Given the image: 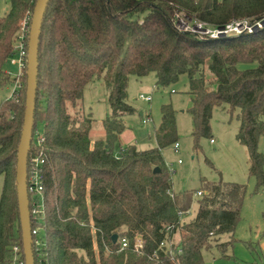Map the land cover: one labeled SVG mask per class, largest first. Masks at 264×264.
<instances>
[{"label":"trees","instance_id":"16d2710c","mask_svg":"<svg viewBox=\"0 0 264 264\" xmlns=\"http://www.w3.org/2000/svg\"><path fill=\"white\" fill-rule=\"evenodd\" d=\"M36 1L10 0L0 16V85H13L5 63L14 52L20 22L32 16ZM176 17L217 30L264 20V0L49 1L40 37L28 162L35 264H205L204 250L214 245L226 250L229 242L219 237L234 233L247 186L202 178L197 212L190 220L182 219L180 212L189 210L192 192H173L162 154L177 139L170 104L162 106L156 147L131 145L114 152L126 128L124 116L135 112L127 100L131 75L154 72L157 86L187 76L195 149L211 134L215 107L238 110L237 140L248 148L256 190L264 188V153L258 148L264 135V28L218 39L179 30ZM247 62L257 64L240 66ZM96 77H103L109 88L111 112L102 120L104 135L93 139L94 118L79 111L71 114L67 104L76 106L86 84ZM26 85L25 72L18 94L0 104V264H12L16 255L25 260L16 169ZM34 157L43 160L38 165L40 191L31 188ZM122 238L128 241L123 249ZM164 241L171 244L161 245Z\"/></svg>","mask_w":264,"mask_h":264},{"label":"rangeland","instance_id":"374dc122","mask_svg":"<svg viewBox=\"0 0 264 264\" xmlns=\"http://www.w3.org/2000/svg\"><path fill=\"white\" fill-rule=\"evenodd\" d=\"M10 7V0H0V16ZM174 25L179 30L191 31L200 36L206 33L199 28L201 22H190L186 18L177 17ZM259 22V23H257ZM248 30L239 28V32L220 33L216 38L225 39L235 34L258 33L264 28V20L251 22ZM238 30V29H237ZM212 36V35H210ZM215 37V36H212ZM256 62L242 63V68L255 67ZM5 70L14 78L19 73L16 57H10L5 63ZM11 83L0 85V104L11 94ZM174 90V92L172 91ZM187 76L167 86H157L154 72L144 76L131 75L128 83V103L135 112L124 116L125 130L114 145V152L131 145L138 149H148L158 145L155 128L162 120V106L170 104L175 110L177 139L179 149L174 143L162 149L165 164L170 173L173 192L178 194L192 192L189 210L183 213L184 221L192 219L198 209L201 196L197 191L202 187V178L212 182H238L247 186L241 218L233 234L223 233L220 242H229L222 252L217 246L203 251L205 264H264V188L256 190L257 183L249 174L248 148L237 140L239 120L238 110L229 111L228 106L215 107L211 119V134L200 139V147L194 148L192 135L194 123L189 111L192 101L188 93ZM151 96V101L142 99L140 95ZM109 88L103 77H96L86 84L83 98L73 106L68 102L67 109L71 114L77 111L91 114L94 125L91 131L93 139L104 135L102 120L111 112L108 102ZM211 139L214 142H211ZM259 150L264 153V135L259 139ZM181 160V161H179ZM4 178L0 175V197ZM176 239V237H175ZM222 247V248H223Z\"/></svg>","mask_w":264,"mask_h":264},{"label":"water","instance_id":"95a60500","mask_svg":"<svg viewBox=\"0 0 264 264\" xmlns=\"http://www.w3.org/2000/svg\"><path fill=\"white\" fill-rule=\"evenodd\" d=\"M50 0H37L31 17L28 56H27V85L24 123L17 153L16 186L20 222L23 236V249L26 264H35L33 250V230L28 189V162L33 140L36 97L39 74V47L44 15ZM155 171H160L159 167ZM116 241L118 235L115 234Z\"/></svg>","mask_w":264,"mask_h":264},{"label":"built area","instance_id":"2783aa9c","mask_svg":"<svg viewBox=\"0 0 264 264\" xmlns=\"http://www.w3.org/2000/svg\"><path fill=\"white\" fill-rule=\"evenodd\" d=\"M31 17L32 16L30 14H27L21 20L20 28H19V31H18L16 38H15L14 52L10 56V57H16L17 56V61H18V66H19V73L13 79L14 80L13 81V89H12L10 95H17L18 94V90H19V87L21 84V78L25 74L26 69H27L28 41H29L28 38H29ZM257 23H259V22H257ZM199 26H200L199 28L202 30V32L204 31L205 33H209L212 36H218L220 33L228 34L230 31H234V30L239 32V28L243 29V30L246 29L248 31L251 29V28L249 29V27H251V25L249 24V21H246V20L228 24L226 27H224L222 29H217V30L207 29L206 27H204L203 24L199 25ZM6 73L11 75L8 71H6ZM172 91L174 92V90H172ZM140 97L142 99H145L146 101H151V99H152L151 96H145L143 94H141ZM211 141L213 142L214 140L211 139ZM174 148H175V150L179 149V143L178 142L174 143ZM179 161H181V160H179ZM30 162H31V176H30L31 188L40 191V190H42V177L39 173L38 165L41 162H43V160H40L39 157H34V158H31ZM197 193H198V195L202 194L201 191H198ZM183 213L184 212H180L181 217L183 216ZM33 232H36V231H33ZM121 244H122L121 249L125 248L128 245L127 239L122 238ZM170 244H171L170 242L164 241V242H162L161 245H170ZM140 247H142V243H141V240H138L136 248H140ZM13 249L16 253H18L19 246L16 245L13 247ZM170 250H172V249H170ZM12 264H26V262L23 259H19L16 255L15 260Z\"/></svg>","mask_w":264,"mask_h":264},{"label":"crops","instance_id":"0c3cea01","mask_svg":"<svg viewBox=\"0 0 264 264\" xmlns=\"http://www.w3.org/2000/svg\"><path fill=\"white\" fill-rule=\"evenodd\" d=\"M212 142V141H211ZM214 142V141H213Z\"/></svg>","mask_w":264,"mask_h":264}]
</instances>
